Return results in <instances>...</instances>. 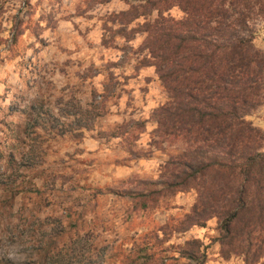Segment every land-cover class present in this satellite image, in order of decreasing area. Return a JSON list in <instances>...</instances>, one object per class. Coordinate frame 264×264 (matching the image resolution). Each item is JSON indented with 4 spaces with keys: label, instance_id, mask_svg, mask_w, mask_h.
I'll return each instance as SVG.
<instances>
[{
    "label": "rangeland",
    "instance_id": "374dc122",
    "mask_svg": "<svg viewBox=\"0 0 264 264\" xmlns=\"http://www.w3.org/2000/svg\"><path fill=\"white\" fill-rule=\"evenodd\" d=\"M128 8L0 0V264H245L215 217L182 231L197 192L163 181L186 144L157 132L168 97ZM248 119L264 132V104Z\"/></svg>",
    "mask_w": 264,
    "mask_h": 264
},
{
    "label": "trees",
    "instance_id": "16d2710c",
    "mask_svg": "<svg viewBox=\"0 0 264 264\" xmlns=\"http://www.w3.org/2000/svg\"><path fill=\"white\" fill-rule=\"evenodd\" d=\"M124 1L113 15L142 18L126 39L143 35L137 65L153 66L167 93L152 113L157 132L186 144L163 181L197 192L182 231L215 217L223 254L264 264V132L248 119L264 104V0Z\"/></svg>",
    "mask_w": 264,
    "mask_h": 264
},
{
    "label": "crops",
    "instance_id": "0c3cea01",
    "mask_svg": "<svg viewBox=\"0 0 264 264\" xmlns=\"http://www.w3.org/2000/svg\"><path fill=\"white\" fill-rule=\"evenodd\" d=\"M263 34L264 33L262 32L261 35H260L261 37H259V40H262L264 42V36H263Z\"/></svg>",
    "mask_w": 264,
    "mask_h": 264
}]
</instances>
